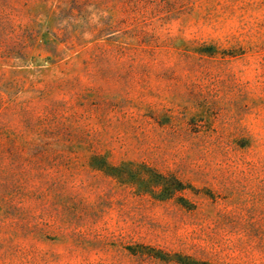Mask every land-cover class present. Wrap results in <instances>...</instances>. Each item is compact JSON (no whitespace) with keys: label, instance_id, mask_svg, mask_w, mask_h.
Listing matches in <instances>:
<instances>
[{"label":"rangeland","instance_id":"1","mask_svg":"<svg viewBox=\"0 0 264 264\" xmlns=\"http://www.w3.org/2000/svg\"><path fill=\"white\" fill-rule=\"evenodd\" d=\"M0 264H264V0H0Z\"/></svg>","mask_w":264,"mask_h":264}]
</instances>
